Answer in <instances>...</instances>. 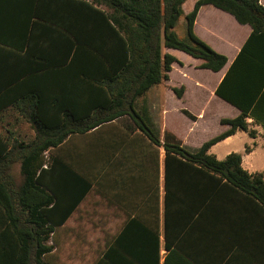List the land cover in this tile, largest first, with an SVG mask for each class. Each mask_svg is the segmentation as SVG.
<instances>
[{"label": "trees", "instance_id": "16d2710c", "mask_svg": "<svg viewBox=\"0 0 264 264\" xmlns=\"http://www.w3.org/2000/svg\"><path fill=\"white\" fill-rule=\"evenodd\" d=\"M186 1L36 0L28 43L35 41L33 26L43 25L46 34L42 38L67 55L38 66L35 73L46 70L58 77L61 69H76L72 65L74 58L83 54L84 107L79 114L71 113L70 108L61 114L45 113L43 106L50 100L35 92L22 93L24 84L0 79V115L13 108L34 132L32 139L19 141L12 132L8 136L0 130V264H60L57 231L98 187L95 183L99 169L111 173L115 170L110 164L100 168L101 163L94 161L99 143L73 147L78 153L77 161L61 157V147L70 151L66 143L71 137L86 136L107 125L121 130V136L113 133L109 147L113 154L127 144L126 138L133 136L136 139L129 143L131 146H137L147 160L155 157V162L149 159L148 164L156 170L157 203L160 149L164 151L165 248L169 252L165 264L190 263L184 251H180L182 246L172 241V232L178 235L197 217L208 223L213 237L218 236L220 213L230 204L246 206L258 213L264 223V173L245 170L241 154L232 153L224 160L210 154L213 146L238 131L255 138L256 132L249 130L247 118L264 121V79L249 82L240 76L244 48L215 92L241 114L223 119L222 125L230 129L196 152L182 148L171 133L162 142L135 108L138 99L151 88L169 80L172 65L178 62L164 49L177 50L201 61L200 69L219 72L225 67L227 58L194 33L195 19L203 6H213L232 15L238 23L251 26L253 33L246 46L255 38L264 37V7L259 0H199L185 17L190 43L183 42L174 29L183 17ZM47 8L57 9L62 15H45ZM11 44L0 40V60L11 58L4 55L13 52ZM173 91L181 99L185 89ZM52 102L59 104V100ZM183 113L196 120L188 111ZM16 164L20 165L19 176L13 173ZM131 223L122 228L104 256L93 264H160L159 227L141 226L137 220ZM139 226L148 233L143 258L134 256L140 245L132 236L133 230L139 232Z\"/></svg>", "mask_w": 264, "mask_h": 264}, {"label": "crops", "instance_id": "0c3cea01", "mask_svg": "<svg viewBox=\"0 0 264 264\" xmlns=\"http://www.w3.org/2000/svg\"><path fill=\"white\" fill-rule=\"evenodd\" d=\"M198 1L194 0V3L189 4L186 8L189 3L187 0L182 6L184 22L180 27L185 30V33H187L185 17L193 11ZM259 3L264 7V0H259ZM35 13L36 0H0V40L12 43L13 50L10 54L4 52V55H10V59L3 56L4 58L0 60V79L6 81L5 79L9 78L13 84H24L21 88L22 93L35 92L41 95L42 99L50 100L51 103H45L43 106L46 109L45 113L61 114L64 113L63 110L68 111L69 108L72 110L71 113H82L85 98L84 78L81 75L84 68L83 54H78V56L76 54L74 58L72 65L76 69H61L62 71H59L62 74L58 77L46 70L35 73L38 66H46L58 56L61 59L67 55L62 48L58 50L57 46H51V41H45L42 38L46 34V28L43 25L33 26L35 41L39 39L38 42L32 39L28 43V31L32 27V20H35ZM44 14L53 17L62 15L59 10H49L48 8ZM179 22L175 29L182 23ZM194 33L212 50L224 55L228 60L225 67L219 72L197 69L196 66L202 64L197 60L195 69L207 71L215 79L212 86L209 87L197 80L195 89L202 92L208 88L210 97L234 109L235 116L230 118L234 119L241 114V111L219 98L215 92L243 48L244 56L239 66L240 76L249 82L264 79V37L255 38L246 46L253 33L252 27L238 23L232 15L213 6H203L199 10L194 23ZM176 52L183 53L173 49H164V53L170 54L177 61L183 63L177 58ZM178 65H180L178 62L174 63L172 71L169 73V80L151 88L145 96L138 99L135 108L162 142H164L166 134L171 133L183 146V142L175 131L168 130L169 126L164 129V135L152 129L151 126L154 127L155 123L151 120V113L154 112V109L149 107L152 104L153 95L156 94L158 99L164 98L166 93L175 95L173 89L184 87L183 97L180 99L175 96L180 100L185 98L189 92V86L185 82H182L184 84L180 87L171 85L172 73L175 66ZM52 100H59V104L53 103ZM140 102L143 104L141 107L139 106ZM208 106L206 104L199 114L207 115ZM161 108L160 117L163 121L162 125L164 124L165 127L168 115L165 102ZM184 110L188 111L187 109L181 111ZM188 112L192 114L190 111ZM192 115L196 118L195 121L188 118L194 123L204 119L202 115L201 117ZM247 123L249 130L256 132L255 138H252L247 132L238 131L235 135L213 146L210 149V154L218 160H224L232 153L241 154L245 170L251 174L264 173V121H256L250 117L247 118ZM222 127L224 132L230 129L228 125H222ZM23 129H27L28 132ZM0 130L8 136L12 132L14 139L19 141H27L34 136L30 125L13 108L7 109L0 115ZM120 131L116 125H107L89 135L71 137L66 143L71 148L70 151L68 148L61 147V157L65 160L72 158L73 161H77L79 160L78 153L76 150L75 152L72 150L73 147L77 149L87 146L89 143L91 146L99 143L101 148L99 147L94 155V161L98 164L101 163L100 168L104 164H110L115 167V170L114 173H111V171L99 169L95 183L98 187H94L68 221L61 225L57 231L60 264H79L84 259L87 261H82L83 264L95 263L115 242L122 228L132 225L133 220L139 221L138 225L141 226L145 225L155 229L159 227L160 264H165L169 252L165 248L164 151L160 149V190L159 203H157L156 188L154 187L156 170L152 169V164L149 168L148 164L149 159L151 163L155 162V157H149L147 160L137 146H131L129 143L136 139L133 136L126 138L127 144H124L119 152L116 150V153L113 154V151L111 152L109 149L113 133L118 134ZM237 138L243 139L241 147L235 142ZM247 149L249 150L247 151ZM143 161H146V164ZM126 169L127 171L129 169V173L126 172ZM225 209L220 213L217 224L219 225L218 236L213 237L212 229L208 223L197 217L196 220H191L184 229L182 228V232L179 233V231L178 235L172 232V241L182 246L180 251H184L183 253L190 259L189 264H264V223L261 222L258 213H253L251 209L247 210L246 206L240 204H230ZM177 221L175 219V222ZM141 226H139V232L133 230L135 235L132 236L134 239L137 238L140 245L138 249L134 250V256L138 258H143L146 255L144 248L148 236ZM49 244L52 245V241Z\"/></svg>", "mask_w": 264, "mask_h": 264}, {"label": "rangeland", "instance_id": "374dc122", "mask_svg": "<svg viewBox=\"0 0 264 264\" xmlns=\"http://www.w3.org/2000/svg\"><path fill=\"white\" fill-rule=\"evenodd\" d=\"M192 3H194V0H189L187 7H185L188 8L189 4ZM180 22L179 27L174 29V33L179 40L190 43L187 33H185V30L180 27L183 24L184 19L182 18ZM176 53L177 58L183 61L184 68L183 63L178 61V64L181 66L178 65L179 68L178 66H175V70L172 73L171 85L180 87L184 84L182 82H185L189 86V92L183 100L176 98V96L171 93H166L165 97H162L161 99H158L156 94L153 95L151 99L152 104L149 107L154 109V112L151 113V120L155 123V128L153 126L151 127L155 132L164 135V129L169 126L168 130L175 131L177 136L183 142L182 148H185L189 152H196L205 141L211 140L224 132V128L221 125L222 120L233 118L235 116V111L233 108L210 97V91L208 88L206 91L204 90L202 92L195 89V83L197 80L205 83L209 87L212 86L215 77L210 75L207 71L196 70L195 65L198 62L197 60L192 59L183 53ZM196 68L200 69V65L196 66ZM164 102L166 110L168 111L165 127L164 124L162 125L163 121H161L160 117V112H162L160 109H162L161 107H163ZM206 104L209 105L208 114H201L202 117L204 116V119L197 123L191 121L181 111L182 109H187L192 114L199 116V113L202 111L203 107L206 106ZM139 106L141 107L143 104L140 102ZM201 115L199 117H201ZM23 131L28 132L27 129H23ZM235 142L241 147L243 139L237 138ZM45 156L46 160H48V155ZM13 173L16 176H19V164L14 166ZM82 261L87 260H81L79 264H83ZM89 261L91 260L89 259Z\"/></svg>", "mask_w": 264, "mask_h": 264}]
</instances>
